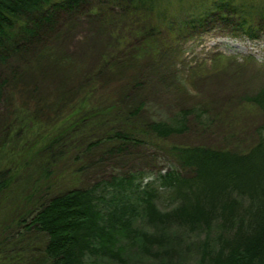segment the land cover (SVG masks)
Here are the masks:
<instances>
[{"label": "trees", "instance_id": "obj_1", "mask_svg": "<svg viewBox=\"0 0 264 264\" xmlns=\"http://www.w3.org/2000/svg\"><path fill=\"white\" fill-rule=\"evenodd\" d=\"M88 1L0 0V105L7 90L17 88L13 78H19L20 84L24 79L32 81L37 68V79L26 85L37 89L38 78L49 76L50 70L56 77L54 47L67 39V23L79 17H98L87 7ZM169 1L107 0L134 11L158 13L169 26L166 31L171 40L198 36L213 29L212 24L226 26L220 20L228 24L231 19H238L231 28L234 32L256 40L264 26V0L258 5L256 0H243L240 5L235 0H213L209 7V0H198V7L193 5V9V0H187L179 16L167 14ZM257 17L263 26L255 24ZM159 27L155 23L148 28L143 35V45L147 46L143 47L149 49V43L161 32ZM148 56L147 51L142 53V58ZM57 78V88H69L70 84L64 82L69 81L67 78L60 74ZM30 93L20 97L24 96L28 106L35 103L31 114L47 111L45 106L38 107L41 101L36 93L33 97ZM248 100L264 115V90ZM87 101L84 99L85 104ZM69 106L73 120L56 114L50 118V132L19 144L21 158L14 173L0 166V209L20 172L29 176L39 173L29 197L12 203L4 212L5 218L4 213L0 215V264H264V116L257 131L258 142L248 152L173 147L176 166L154 178L143 172L130 173L87 188L57 190L54 175L59 167L69 165L70 155L79 162L104 143H121L105 153H123L143 143V138L168 140L183 135L194 112L184 109L170 121L142 122L138 120L143 110L140 105L133 116L118 112L120 129H106L83 150L79 146L71 151L69 145L77 143L79 128L95 117L111 115L115 107L102 108L98 113L87 104ZM32 118L31 127L27 119L17 124L18 141L21 137L30 139L24 131L37 128ZM11 129L8 122L4 140Z\"/></svg>", "mask_w": 264, "mask_h": 264}, {"label": "rangeland", "instance_id": "obj_2", "mask_svg": "<svg viewBox=\"0 0 264 264\" xmlns=\"http://www.w3.org/2000/svg\"><path fill=\"white\" fill-rule=\"evenodd\" d=\"M235 1L237 5L243 4V0ZM255 3L258 5L261 0ZM198 4V0H193V4L190 2L192 9ZM212 4L213 0L207 1L208 7ZM185 6L187 0L184 3L169 1L167 14L179 16ZM87 7L98 17L93 20L91 16L79 17L71 24L67 23V39L55 44L56 62L52 63L58 67L56 77L50 70L49 76L38 78L37 89L26 88L37 79V68L30 74L33 77L30 82L24 79L25 83L20 84L19 78L12 79L17 88H9L0 105V166L3 170L13 169L15 172L22 152L19 144L23 140L34 141L50 132V118L54 119L58 114L61 119L68 117L66 121L73 120L69 117L73 115L67 104L71 107L87 104V108L98 113L102 108L115 107L111 115L95 117L86 126H81L77 143L69 145L71 151L79 149V146L83 150L97 141L106 129V132L109 128L120 129L118 112L133 116L135 108L140 105H143V110L138 120L142 122L170 121L184 109L194 112L189 119V130L183 135H175L168 140L143 138V143L130 146L123 153H105L114 144L104 143L83 157L80 154L79 162L70 155V166L59 167L54 175L53 183L57 190L87 188L103 179L130 173L143 172L154 178L176 166L171 154L173 147L207 146L245 153L258 142L257 131L263 125L264 115L248 98L264 90V26L259 21L260 17L254 21L263 26L256 40L234 32L231 28L235 27L238 19H231L228 24L220 20L227 27L212 24L213 29L178 41L171 40L166 31L169 26L161 21L158 13L134 11L126 5L107 0H89ZM155 23L160 25L161 36L157 35L146 49L143 47L147 46L143 45V35ZM145 51L149 56L142 58ZM20 71H24V67ZM59 74L70 81L64 80L70 84L69 88H57ZM29 93L32 97L36 93L37 100L41 101L38 107L45 106L47 111L31 114L36 108L35 103L28 106L24 96L20 97V94ZM74 93L76 99L69 100ZM86 98L89 103L85 104ZM32 116L37 131H24L30 139L21 137L18 141L17 124L27 119L31 127ZM7 121L11 123L12 132L4 140ZM120 144L117 142L113 148ZM38 174L19 173L3 198L0 215L8 211L12 203H21L29 197ZM6 215L4 213L3 218Z\"/></svg>", "mask_w": 264, "mask_h": 264}]
</instances>
